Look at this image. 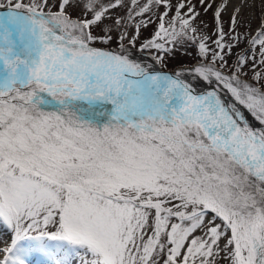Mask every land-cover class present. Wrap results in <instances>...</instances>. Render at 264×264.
<instances>
[{"label": "snow or ice", "instance_id": "obj_1", "mask_svg": "<svg viewBox=\"0 0 264 264\" xmlns=\"http://www.w3.org/2000/svg\"><path fill=\"white\" fill-rule=\"evenodd\" d=\"M214 3L0 0V264H264V15Z\"/></svg>", "mask_w": 264, "mask_h": 264}, {"label": "bare ground", "instance_id": "obj_2", "mask_svg": "<svg viewBox=\"0 0 264 264\" xmlns=\"http://www.w3.org/2000/svg\"><path fill=\"white\" fill-rule=\"evenodd\" d=\"M143 0H141L142 2ZM224 0H215L214 5L222 3ZM173 3H176V0H173ZM199 7V5H197ZM236 7L241 8V12L238 16V19L241 22V27L243 28V33H250L253 29H255L258 25H260V18L264 15V0H236V3L228 4L224 13L225 17L223 18L225 31L229 29L230 17L234 14V9ZM202 12V9H201ZM202 16L198 18L200 19ZM204 23L208 25L211 29L213 18L211 16L205 17L203 20ZM249 24L251 27L249 28ZM156 27L155 24H152L148 27L149 30H144L147 32L154 30ZM240 27V28H241ZM243 44H240L236 49H241ZM181 69V68H180ZM179 70V69H178ZM245 114L247 115L248 120L254 125L259 126L258 123L251 117L250 114L245 110ZM0 247H4L3 243H0ZM58 255L48 256V255H40L33 254L31 259V264H60L61 262V252L57 249Z\"/></svg>", "mask_w": 264, "mask_h": 264}, {"label": "rangeland", "instance_id": "obj_3", "mask_svg": "<svg viewBox=\"0 0 264 264\" xmlns=\"http://www.w3.org/2000/svg\"><path fill=\"white\" fill-rule=\"evenodd\" d=\"M143 2V1H142ZM224 2V1H223ZM222 2V3H223ZM234 4L236 3V0H228V4ZM218 5V4H217ZM216 5H214L215 8ZM124 9H117L115 10L116 15H123L124 14ZM161 11H163V9H161ZM202 16L199 20L203 21L205 17L211 16L213 18V10H209V12L207 14L203 13L202 10ZM79 9H75L73 10V16H77L79 15ZM222 20L225 17V13L223 12L222 14ZM139 19V18H137ZM153 19H155V17H153ZM106 23H110V21H106ZM260 25H258L255 29H253L250 33L252 35L255 34L256 30L259 28ZM155 29V28H154ZM149 30L148 28L146 29V31ZM215 30V23H214V19L212 22V27L211 29L209 27H207L205 29V32H207L208 34H211L213 31ZM97 32H99V29L96 30ZM146 31L142 30V36L141 39L147 37L150 35V33L153 31H149L146 33ZM238 31H240L241 33H243V28H239ZM213 39H215V37H213ZM110 47L115 48L116 45L115 43H113ZM247 44L244 43L243 47L241 49H233V53H238L240 52L242 49H246ZM235 59V55H233L232 57H229V62L232 63L233 60ZM167 60V71H175L178 70L180 68H191L194 65H196L199 62V57L196 54V48L193 47H178L175 52L166 58ZM251 76V72H249V77ZM245 79H248V77H244ZM5 239H7V237H5ZM60 264H78V261L76 259V257H74L73 255L67 253V252H61V262Z\"/></svg>", "mask_w": 264, "mask_h": 264}, {"label": "water", "instance_id": "obj_4", "mask_svg": "<svg viewBox=\"0 0 264 264\" xmlns=\"http://www.w3.org/2000/svg\"><path fill=\"white\" fill-rule=\"evenodd\" d=\"M169 72H171V71H169Z\"/></svg>", "mask_w": 264, "mask_h": 264}]
</instances>
